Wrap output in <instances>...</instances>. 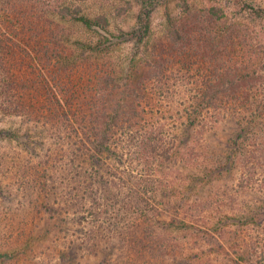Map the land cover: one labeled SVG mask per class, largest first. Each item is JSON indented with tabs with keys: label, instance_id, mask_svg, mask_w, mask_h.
Instances as JSON below:
<instances>
[{
	"label": "trees",
	"instance_id": "16d2710c",
	"mask_svg": "<svg viewBox=\"0 0 264 264\" xmlns=\"http://www.w3.org/2000/svg\"><path fill=\"white\" fill-rule=\"evenodd\" d=\"M63 1L0 0V264L57 232L105 264H264V207L249 199L264 195V4L241 0L231 19L184 2L157 38L154 0L120 37ZM127 38L142 56L124 73ZM227 120L239 132L217 159L206 137Z\"/></svg>",
	"mask_w": 264,
	"mask_h": 264
},
{
	"label": "rangeland",
	"instance_id": "374dc122",
	"mask_svg": "<svg viewBox=\"0 0 264 264\" xmlns=\"http://www.w3.org/2000/svg\"><path fill=\"white\" fill-rule=\"evenodd\" d=\"M47 1L49 2L54 0ZM255 1L264 4V0ZM127 2L131 4V7L128 9L127 13H124L123 16H119L117 14V8L121 6L128 7ZM142 2L143 0H89L85 3H81L75 0H64L62 5L74 8V6L80 4L83 8V13L90 17H96L100 14L107 15L110 21V30L116 36L120 37L121 35L135 32L136 29L139 28V23L141 21L139 17L143 8ZM184 2H188L192 7H197L198 9L210 6L212 3L224 4L225 6L228 5L230 6L228 7L230 8L229 18L231 19H234L236 14H239L238 11L241 9L239 6H242L241 0H154L153 3L155 5V12L151 25V33L153 37L159 38L165 34L166 30L169 28V16L172 18L177 17L179 12L182 10V4ZM53 18L68 28L69 32L72 33L71 36L73 40L86 41L93 38V35L84 32V30H82L79 26H72L69 22L61 21L59 15H56ZM256 31L259 32L258 30ZM137 41V38H127L126 40L120 41V44L116 43L117 45L114 49V55L117 59H119V69L124 73L132 66L130 61L133 58L140 59L142 56L141 52L137 53ZM144 50L145 49L142 48L140 51L143 52ZM12 121L13 120H7L4 126L8 127ZM238 132L239 128L235 122L233 120H227L222 122L212 133H209L206 139L207 141H210V144L212 145L210 148L211 155L215 156L217 159L227 156L232 148L231 139L236 136ZM174 166V164L171 165L173 168ZM175 172L177 173V170ZM242 175V171H236V183L241 182L240 177ZM172 178H175V176L173 175ZM233 185H235V183ZM2 192L3 190H0V194ZM249 199L251 201L257 200L258 206L264 207V195H252V198ZM3 202L4 200L0 198V212L4 206ZM238 203L239 206L242 205L240 201H238ZM172 215L173 214L171 212L167 218L169 219ZM187 220L189 221L190 219ZM228 229H230V227ZM7 236L8 234L1 229L0 253L7 251L6 248L9 247L6 242ZM213 236H217V234L213 233ZM207 238L210 240V237ZM68 239L69 238L66 237L63 232H57L56 234L53 233L52 236H47L41 243L34 242L31 243L30 246L23 248L19 245V243L14 242L12 243L13 249L9 250L10 253L14 255L13 259L8 263L5 262L2 264H103V262L105 264V258L103 255H89L83 251L76 250L75 247H71L70 240ZM211 240L214 239L211 238ZM5 242L7 243L6 245ZM115 256L116 255L110 257L109 260L111 262H107L106 264H112V261L116 258ZM215 258L216 257H213V259ZM216 260L217 261L215 262L228 264L223 255H220Z\"/></svg>",
	"mask_w": 264,
	"mask_h": 264
}]
</instances>
